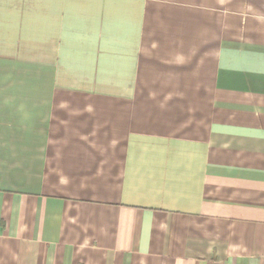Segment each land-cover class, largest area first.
<instances>
[{
	"label": "crops",
	"instance_id": "crops-1",
	"mask_svg": "<svg viewBox=\"0 0 264 264\" xmlns=\"http://www.w3.org/2000/svg\"><path fill=\"white\" fill-rule=\"evenodd\" d=\"M0 264H264V0H0Z\"/></svg>",
	"mask_w": 264,
	"mask_h": 264
}]
</instances>
